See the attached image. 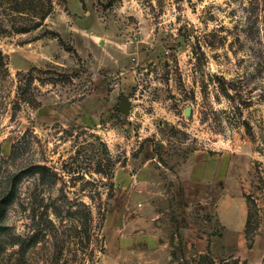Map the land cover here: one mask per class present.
<instances>
[{
  "label": "rangeland",
  "instance_id": "1",
  "mask_svg": "<svg viewBox=\"0 0 264 264\" xmlns=\"http://www.w3.org/2000/svg\"><path fill=\"white\" fill-rule=\"evenodd\" d=\"M11 190L0 264H264V0H0Z\"/></svg>",
  "mask_w": 264,
  "mask_h": 264
},
{
  "label": "trees",
  "instance_id": "2",
  "mask_svg": "<svg viewBox=\"0 0 264 264\" xmlns=\"http://www.w3.org/2000/svg\"><path fill=\"white\" fill-rule=\"evenodd\" d=\"M14 179L12 178V184ZM14 200L13 190L4 193L0 198V221L6 218V214L8 212L9 206L12 204ZM2 231V226H0V232Z\"/></svg>",
  "mask_w": 264,
  "mask_h": 264
},
{
  "label": "water",
  "instance_id": "3",
  "mask_svg": "<svg viewBox=\"0 0 264 264\" xmlns=\"http://www.w3.org/2000/svg\"><path fill=\"white\" fill-rule=\"evenodd\" d=\"M130 104L129 102H127L126 98H122L121 99V103H120V110L121 112L128 114V110H129ZM190 113V110L187 109L185 114L188 115Z\"/></svg>",
  "mask_w": 264,
  "mask_h": 264
}]
</instances>
